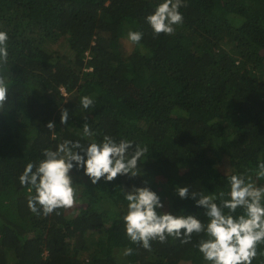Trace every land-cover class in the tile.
<instances>
[{"label": "trees", "instance_id": "trees-1", "mask_svg": "<svg viewBox=\"0 0 264 264\" xmlns=\"http://www.w3.org/2000/svg\"><path fill=\"white\" fill-rule=\"evenodd\" d=\"M160 2L0 0V30L9 36L0 72L10 83L0 111V264H206L194 246L201 236L153 241L151 251L130 243L124 192L147 182L163 211L206 222L176 186L218 194L232 174L264 185L255 177L264 160V0H184L183 25L154 37L145 17ZM129 30L143 32L140 44L128 41ZM84 95L94 107L79 105ZM85 122L94 137H82ZM106 134L148 146L140 176L92 185L73 170L83 206L31 213L19 182L26 164L64 140ZM128 247L134 253L125 256Z\"/></svg>", "mask_w": 264, "mask_h": 264}, {"label": "clouds", "instance_id": "clouds-1", "mask_svg": "<svg viewBox=\"0 0 264 264\" xmlns=\"http://www.w3.org/2000/svg\"><path fill=\"white\" fill-rule=\"evenodd\" d=\"M184 0H161L154 11L145 17L154 37L161 34L172 36L184 22ZM143 32L129 30L127 39L140 44ZM9 36L0 30V67L9 60ZM9 78L0 72V111L9 101ZM61 92L67 96L65 89ZM79 105L88 110L95 106L93 98L84 95ZM60 123L66 125L69 112L62 108ZM86 121V118H85ZM54 133L55 123L46 125ZM96 135L85 122L82 137ZM55 138V137H53ZM148 153V146L111 135H103L101 141L82 144L79 140H64L55 150L44 149L43 159L26 164L19 182L29 193L27 206L36 216L47 217L60 210L72 209L77 202V189L71 173L82 171L83 176L97 185L103 180L111 183L118 177L140 176L139 166ZM256 180H264V160L255 169ZM228 191L205 194L203 191L189 193L188 187H175V194L183 200L192 199L195 206L204 210V222L192 214L176 215L163 211L164 203L147 182L145 186H133L124 192L126 213L122 216L126 238L130 243L151 251L152 242H167L171 237L182 244L191 243L193 235L201 236L194 245L206 264H253L264 251V185L258 186L251 177L232 174L227 177ZM227 210V211H226ZM134 253L133 248L124 250V255Z\"/></svg>", "mask_w": 264, "mask_h": 264}, {"label": "rangeland", "instance_id": "rangeland-1", "mask_svg": "<svg viewBox=\"0 0 264 264\" xmlns=\"http://www.w3.org/2000/svg\"><path fill=\"white\" fill-rule=\"evenodd\" d=\"M60 50L62 51V48H60ZM73 183H74V182H73ZM77 204H78V207L83 206L82 202H79V201L76 202L75 206H76ZM75 206H74V207H75ZM74 207H73V208H74ZM73 208H72V209H73ZM72 209H70L69 213L71 212Z\"/></svg>", "mask_w": 264, "mask_h": 264}]
</instances>
